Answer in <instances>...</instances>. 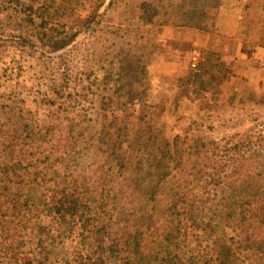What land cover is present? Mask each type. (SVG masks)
Segmentation results:
<instances>
[{"label":"rangeland","instance_id":"rangeland-1","mask_svg":"<svg viewBox=\"0 0 264 264\" xmlns=\"http://www.w3.org/2000/svg\"><path fill=\"white\" fill-rule=\"evenodd\" d=\"M101 1L0 0V122L22 111L26 120L46 126L53 139L80 151V162L109 178L112 191L120 189L116 165L141 116L145 117L143 127L150 129L148 149L156 156L172 151L175 142L190 143L198 136L221 144L224 137L233 142L235 131L246 136L255 128L264 137V127L258 125L264 119V99H244L246 91L264 93L248 87L240 96L243 84L233 79L227 55H207L217 11L215 15L208 12L204 24L192 17L183 27H169L150 8L152 0H114L105 11L108 0L98 9ZM50 4L49 15L37 16ZM260 8L261 0H250L243 14V36L249 42L241 45L242 51H248L260 36ZM96 9L98 24L72 46L51 53L40 42L58 32L50 31L52 27L79 29ZM28 15L33 22L26 20ZM21 34L31 37L32 43L25 45ZM196 53L201 61L193 68ZM206 59L226 63L209 75L213 81L209 94L198 92L203 77L199 66ZM67 77L68 85L64 82ZM53 112L58 123L52 121ZM85 175H79L78 186L85 185ZM20 189L34 207L22 224L30 258L47 255L37 249L39 239L55 257L81 247L77 229L34 201L40 196L35 187L23 185ZM176 193V188L169 189L171 197ZM213 198L205 216H182L184 235L178 247L182 264H196L195 239L206 223L219 224V234L229 242L239 224V200L253 196L248 184L233 189L225 183ZM246 219L243 222L248 225Z\"/></svg>","mask_w":264,"mask_h":264},{"label":"trees","instance_id":"trees-1","mask_svg":"<svg viewBox=\"0 0 264 264\" xmlns=\"http://www.w3.org/2000/svg\"><path fill=\"white\" fill-rule=\"evenodd\" d=\"M106 2L102 0L98 9ZM113 2L108 0L103 11ZM219 5L220 0H152L150 8L164 25L183 27L192 17L204 24L208 12L215 15ZM51 7L47 5L37 15L39 8L34 14L43 19ZM98 9L82 20L79 29L52 27L50 31L58 32L48 35L47 41L40 38V42L51 53L72 46L82 33L94 30ZM260 10L264 12V0ZM26 20L33 22V16ZM19 38L25 45L32 43L31 37L21 34ZM199 67L203 77L198 92L209 94L213 88L209 75L223 64L206 59ZM207 76L210 78L205 79ZM68 80L64 79L66 85ZM244 96L247 100L264 99L251 91ZM144 118H139L116 165L117 191H112L111 180L96 167L80 162V151L53 139L46 126L26 120L22 111L0 122V264H182L178 247L184 235L183 214L194 219L205 216L217 189L225 183L233 189L248 184L253 199L239 200V224L229 242L219 234V224L214 221L201 228L195 239L194 262L264 264V137L255 128L246 136L235 131L233 142L224 137L221 144L198 136L190 143L175 142L172 151L156 156L148 149L150 129L143 127ZM52 121H59L54 112ZM259 124L264 127V119ZM81 173L86 174L83 187L76 183ZM23 185L35 187L40 196L34 201L78 230L80 248L55 257L39 239L36 247L47 255L39 260L28 256V237L22 224L34 207L22 193ZM171 187L177 189L172 197ZM247 217L248 225L243 222Z\"/></svg>","mask_w":264,"mask_h":264},{"label":"crops","instance_id":"crops-1","mask_svg":"<svg viewBox=\"0 0 264 264\" xmlns=\"http://www.w3.org/2000/svg\"><path fill=\"white\" fill-rule=\"evenodd\" d=\"M250 0H221L215 17V35L210 51L227 55V65L233 70V79L242 82L241 96L248 87L264 93V12L262 28L258 40L248 51H242L241 45L249 42L244 39L243 14ZM225 61H223V64Z\"/></svg>","mask_w":264,"mask_h":264},{"label":"built area","instance_id":"built-area-1","mask_svg":"<svg viewBox=\"0 0 264 264\" xmlns=\"http://www.w3.org/2000/svg\"><path fill=\"white\" fill-rule=\"evenodd\" d=\"M196 55H197V56H195V57L193 58V59H195L194 62L192 63V67H193V68H196L197 65H199V63H200V61H201L199 54L196 53Z\"/></svg>","mask_w":264,"mask_h":264}]
</instances>
